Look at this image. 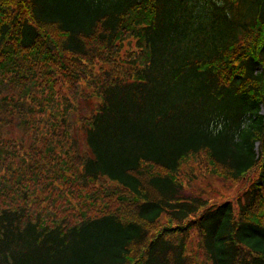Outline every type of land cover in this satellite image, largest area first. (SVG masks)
Masks as SVG:
<instances>
[{"label":"trees","instance_id":"trees-1","mask_svg":"<svg viewBox=\"0 0 264 264\" xmlns=\"http://www.w3.org/2000/svg\"><path fill=\"white\" fill-rule=\"evenodd\" d=\"M0 264H264V0H0Z\"/></svg>","mask_w":264,"mask_h":264},{"label":"rangeland","instance_id":"rangeland-1","mask_svg":"<svg viewBox=\"0 0 264 264\" xmlns=\"http://www.w3.org/2000/svg\"><path fill=\"white\" fill-rule=\"evenodd\" d=\"M206 181L209 182L210 187L214 188L212 191L217 195L218 198L223 196L224 194H231L232 190L241 184V182L232 183L230 181H223L220 178H213L212 176L206 177ZM206 181L203 182V185H206ZM221 195V196H220Z\"/></svg>","mask_w":264,"mask_h":264}]
</instances>
